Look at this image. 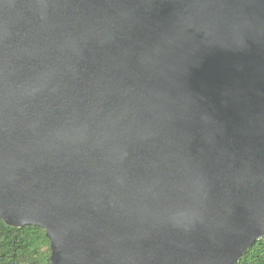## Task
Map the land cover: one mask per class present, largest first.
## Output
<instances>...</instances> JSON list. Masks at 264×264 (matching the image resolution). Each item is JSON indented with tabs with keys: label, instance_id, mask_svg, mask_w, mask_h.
Returning <instances> with one entry per match:
<instances>
[{
	"label": "water",
	"instance_id": "water-1",
	"mask_svg": "<svg viewBox=\"0 0 264 264\" xmlns=\"http://www.w3.org/2000/svg\"><path fill=\"white\" fill-rule=\"evenodd\" d=\"M0 218L51 264H234L264 235V0H0Z\"/></svg>",
	"mask_w": 264,
	"mask_h": 264
},
{
	"label": "trees",
	"instance_id": "trees-1",
	"mask_svg": "<svg viewBox=\"0 0 264 264\" xmlns=\"http://www.w3.org/2000/svg\"><path fill=\"white\" fill-rule=\"evenodd\" d=\"M0 264H51L45 230L38 225H8L0 218ZM234 264H264V235Z\"/></svg>",
	"mask_w": 264,
	"mask_h": 264
}]
</instances>
